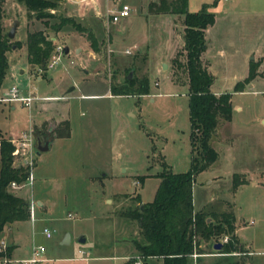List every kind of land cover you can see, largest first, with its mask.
Segmentation results:
<instances>
[{
  "label": "rangeland",
  "instance_id": "obj_1",
  "mask_svg": "<svg viewBox=\"0 0 264 264\" xmlns=\"http://www.w3.org/2000/svg\"><path fill=\"white\" fill-rule=\"evenodd\" d=\"M123 1L132 11L116 24L95 16L89 9L74 16L87 27L83 32L70 25L54 30L28 16L23 1H3L4 32L15 20L19 23L15 36L10 38V68L1 83L0 98L8 96L12 86L23 95L37 98L30 107L23 101H0V132L13 139L32 127L37 141H43L50 136L48 128L64 131L61 118L69 119L70 139H57L51 149L36 153L34 172L37 176L39 171L47 175V182L36 179L52 200L55 214H48L55 220L52 226L57 232L60 228L71 230L74 237L84 235L83 248L91 249L93 254L123 253L127 245L122 238L136 237L139 228L135 220L121 216V210L154 199L161 180L156 174L163 170V161L175 172H185L191 161L188 79L177 63L185 60L183 14H151L147 8L151 0ZM263 5L264 0L187 2L189 12L205 7L217 16L205 39L215 79L211 90L229 88L234 79H241L243 89L235 93L229 90L233 105L240 108L233 110L226 137L210 140L219 153L217 160L198 172L192 184L193 209L231 212L242 243L236 252L208 256L203 264H264V95L253 91L263 88L264 83L247 85L241 77L240 61L234 57L226 61L218 51L229 41L225 46L230 52L236 38L224 14L235 8L233 23L238 24L246 9L255 13ZM74 7L61 0L53 9L56 15L67 16ZM249 19L252 23L256 17ZM54 21H59L58 17L50 18V24ZM35 29H43L57 45L70 49L68 53H56L54 49L60 59L52 69L47 66L35 72L26 60L27 36ZM90 32L94 39L89 37ZM258 60L250 64L252 78L258 68V74L264 76V65L259 67L264 64V56ZM144 78L149 85L146 94H111V84L130 79L138 85ZM18 159L15 156L13 162ZM235 173L238 176L234 180ZM243 178L246 182L234 189L236 180ZM224 237L227 238L221 234L211 238L203 248L216 252L211 242H220ZM72 249L63 248L60 253L79 254L77 248L74 252ZM106 260H90L87 264H124L118 258ZM147 264L162 261L151 257Z\"/></svg>",
  "mask_w": 264,
  "mask_h": 264
},
{
  "label": "trees",
  "instance_id": "obj_2",
  "mask_svg": "<svg viewBox=\"0 0 264 264\" xmlns=\"http://www.w3.org/2000/svg\"><path fill=\"white\" fill-rule=\"evenodd\" d=\"M3 1L0 0V88L9 70L8 50L12 46L11 39L3 30ZM28 16L36 17L46 26L54 30L70 25L75 30L83 32L87 29L74 16L56 15L51 8H57L61 0H21ZM188 0H151L148 10L152 13L183 14V39L185 60L177 62L186 71L188 79V111H189V144L190 167L185 172H175L163 161V170L156 175L160 183L155 190V196L149 202H137L121 210V216L135 220L139 227L141 240H134L138 255L143 258L159 256L163 264H191L193 254H203L201 242L208 241L221 234L227 236L222 242L219 252H236L241 247L235 234L234 215L228 211L215 212L193 209L192 184L195 175L213 164L218 158V152L210 143L217 133V126L232 118V94L221 92L214 94L210 87L214 81L207 64L202 61L201 54L206 49V28L214 23L215 12L205 7L189 12ZM216 3V1H215ZM58 17L59 21L50 24V18ZM89 37L94 39L93 33ZM96 49V44L91 42ZM56 42L43 29H35L28 33L26 41L27 62L33 70L47 69V64L55 52ZM176 62V60H174ZM254 75L253 69L248 72V81ZM111 94H146L149 91L146 78L138 85L130 79L114 85L111 84ZM234 90H241L239 82ZM64 131L58 128L50 129V137L70 136L69 121L64 120ZM14 145L11 138L0 132V234L13 221L29 217V201L15 194L10 187L12 181L19 184L25 182L29 169L25 165H17L14 160ZM234 174V180L237 178ZM141 176V181L144 180ZM246 179L236 180L233 188ZM10 255V247L0 249V257Z\"/></svg>",
  "mask_w": 264,
  "mask_h": 264
},
{
  "label": "crops",
  "instance_id": "obj_3",
  "mask_svg": "<svg viewBox=\"0 0 264 264\" xmlns=\"http://www.w3.org/2000/svg\"><path fill=\"white\" fill-rule=\"evenodd\" d=\"M148 8V5H147ZM233 11L234 9H231L228 13H225V17H229L228 20V28L231 33L236 32V38L235 40H232L231 42V51H228V48H226V44L228 43L225 42L223 46H220L218 49L220 56L225 57L226 61H229L230 58L234 57L238 59L242 65V79L244 80L246 76L248 75L249 69H250V64L252 63V60L258 62V58H261L264 56V5L262 9L256 10L257 12L252 13L249 10H245L246 14L244 15L245 17L241 18L238 20V24H234L233 22H236V18L233 16ZM149 12V11H148ZM147 12V13H148ZM151 14H158V15H165V14H171V13H165V14H160V13H152ZM81 16V15H80ZM254 16L256 19H253V22L251 23L249 20V17ZM184 17V16H183ZM217 16L215 14V20L214 23L206 28V33H205V39H208V35L211 32V28L214 27V24L216 23ZM238 25V26H237ZM184 27V24H183ZM240 28V30H239ZM239 30V32H237ZM226 34V33H225ZM206 49L202 52L201 54V59L203 62L207 64L208 70L212 74V62L209 61V59L206 56L207 52V47L208 45L205 43ZM69 49V48H68ZM78 50V48H75ZM70 50V49H69ZM227 55V56H226ZM27 60V58H26ZM259 67H262L264 64L261 63L259 64ZM264 68V67H263ZM259 70L257 69L256 75L251 78L248 84L251 85H261L264 83V76L259 75ZM213 75V74H212ZM215 80V79H214ZM235 80H237L235 82ZM241 81V79H234L232 84L230 85L229 88H225L224 90H216L212 91L214 94L216 93H221V92H230L229 90H232V93L235 92H242L243 89L241 90H234V85ZM214 83V81H213ZM212 83V84H213ZM212 86V85H211ZM71 88H74L71 87ZM211 89V87H210ZM255 93H261L264 95V87L261 88L260 90H253ZM231 93V92H230ZM231 93V94H232ZM91 95V94H89ZM47 98H51V96H46ZM239 109V106L233 105V100H232V110L234 109ZM233 114V113H232ZM61 120H68L67 118H61ZM232 118L230 121L226 123H222L221 125L219 124L217 127V133L212 137L214 139H224L226 137V128L229 123H231ZM264 122V120H262ZM51 128H48L47 130L49 131ZM50 133V131H49ZM71 137V132L70 136L64 137V136H55L50 137L48 136L45 140H50L49 143V149H51L52 145L57 139H70ZM44 141V140H43ZM38 142V141H37ZM48 149V150H49ZM191 149V148H190ZM46 151V150H45ZM217 151V150H216ZM219 154V153H218ZM191 163V161H190ZM34 169L36 168V163L34 162ZM40 174V175H39ZM39 176L33 173V179L32 183L23 185L22 187L19 188H12V191L21 196L26 198L29 202L34 201L36 203V208H35V216L36 219L34 221H31L30 217L25 218L24 220H16L7 225V227L4 228L3 232L0 234V242L5 244L6 247H10V256L13 260H19V259H24L25 257H28L31 252L32 248L36 244H43L46 246L45 253L43 256L46 258L45 261H42L41 264H48L52 263L53 261L55 262H60L58 264H76L78 261H84L86 264L90 262V260H103L107 261L106 259L111 258V259H122L124 260V264H133V259L138 256V252L136 250V246L134 243V240H141L140 230H138V233L136 234V237L132 236H125L122 238V240L125 241V244L127 245L126 249L123 251V253H120L117 255V253H92V250H85L83 248V243L86 242V237L84 235H79L76 234L74 237V233L71 230L68 229H63L60 228L57 232V230L52 226L53 222L55 221L52 217H49V215H53L52 211V200L49 197L48 190L44 185H40L42 183L38 178L42 179V181H48L47 180V175L46 174H41L40 171L38 173ZM105 175V173H104ZM103 175V176H104ZM94 177V176H92ZM45 178V179H43ZM92 179V178H91ZM257 183V182H254ZM243 184V183H242ZM107 197H105L106 199ZM105 199L104 202H105ZM70 215V213L68 214ZM72 217V216H69ZM44 225H48L49 227L55 229L54 235L51 238H46L43 234V231L41 230ZM236 226V224H235ZM137 227V225H136ZM139 228V227H138ZM56 233V234H55ZM69 233L70 238L68 243H64V237L65 235ZM235 234L237 235V229L235 230ZM84 238V241L81 242L80 238ZM238 237V235H237ZM239 240V237H238ZM225 242V241H221ZM207 243V241L201 242V248L204 249V245ZM209 243V240H208ZM212 247L214 250H217L216 252H210V251H205L204 253L196 256V258L192 259L191 264H203L205 261L206 257L211 256V257H218L221 255L222 252H219L220 249L214 248V244L217 243L216 241L211 242ZM240 243L242 241L240 240ZM207 245V244H206ZM63 248H73L72 252L76 250L79 252V254H62L60 253ZM221 248V247H220ZM247 250V248H245ZM225 253V252H224ZM250 253V252H248ZM161 259L162 264H163V259L159 256H155ZM193 257V256H192ZM202 257V258H200ZM143 258V257H142ZM151 257L143 258V263L147 264V260ZM209 259V258H208ZM215 259V258H212ZM200 260V261H199ZM16 264V263H12ZM240 264H248L247 262H241Z\"/></svg>",
  "mask_w": 264,
  "mask_h": 264
},
{
  "label": "built area",
  "instance_id": "obj_4",
  "mask_svg": "<svg viewBox=\"0 0 264 264\" xmlns=\"http://www.w3.org/2000/svg\"><path fill=\"white\" fill-rule=\"evenodd\" d=\"M67 3H71L75 5V7L72 9V16L81 15V11L85 9H89L92 11V13L97 17H105L108 22H111L113 24H116L117 22L123 21L126 18H128L131 14L132 8L131 6L123 1V0H65ZM227 1V0H225ZM51 12H54V9H50ZM56 50V53L58 51L62 52L64 51V47H61L60 45L55 46L54 48ZM126 52L129 53L130 50L126 49ZM53 54L52 59L47 64L49 69H52L54 65L59 61L60 56ZM9 95L4 96L0 98V101H23L24 104L28 107L31 106L32 102L36 100L37 96H34L32 94L23 95L20 93L18 87L12 86L9 90ZM47 98V97H46ZM11 142L14 145V151L13 155L16 158H19L15 164L17 165H25L29 169V174L27 178L25 179V182L22 184L17 183L16 181H12L10 184L11 188H19L23 185L32 183L33 179V168H34V159L36 156V145H37V139L36 135L32 129V127L29 129L28 132L22 133V135L18 138L11 139ZM35 208L36 203L32 200L29 202V217L31 221H34L36 219L35 216ZM71 216V214L69 215ZM43 231V234L46 238H51L54 235L55 229L49 227L48 225H44L41 229ZM227 238L224 237L222 241H226ZM5 244L0 242V249L6 250ZM46 246L41 244H36L32 248V252L28 257H25L24 259L19 260H13L10 255L8 256H2L0 257V264H41L42 261H45L46 258L43 256L45 253ZM195 255V254H194ZM142 256H137L136 259L133 261V264H144L143 260L141 259Z\"/></svg>",
  "mask_w": 264,
  "mask_h": 264
},
{
  "label": "water",
  "instance_id": "obj_5",
  "mask_svg": "<svg viewBox=\"0 0 264 264\" xmlns=\"http://www.w3.org/2000/svg\"><path fill=\"white\" fill-rule=\"evenodd\" d=\"M18 23H19V20H15L13 22V25L12 27L8 30L7 32V35L9 38H13L15 36V31H16V27L18 26ZM64 52L65 53H68L69 52V49L68 47H64ZM167 64H165L166 66ZM49 143H50V140H44V141H41L40 139H38V142H37V145H36V148H37V151L36 153L39 154L41 151H45V150H48L49 148ZM69 238H70V235L69 233H67L64 237V243H68L69 242ZM80 241L83 242L84 241V238H80ZM221 244L222 242H217L214 244V248L216 249H220L221 247Z\"/></svg>",
  "mask_w": 264,
  "mask_h": 264
}]
</instances>
